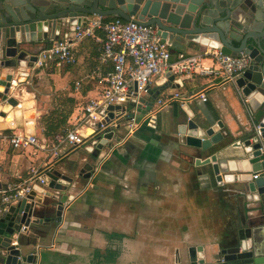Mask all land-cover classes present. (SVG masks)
Wrapping results in <instances>:
<instances>
[{
	"label": "crops",
	"instance_id": "0c3cea01",
	"mask_svg": "<svg viewBox=\"0 0 264 264\" xmlns=\"http://www.w3.org/2000/svg\"><path fill=\"white\" fill-rule=\"evenodd\" d=\"M70 29L62 27L56 35L65 38ZM104 37L105 33L98 30L95 37L77 43V62L61 71L32 68L30 74L27 70L15 74L12 96L20 104L4 108L6 116H0L3 190L11 184L26 186L35 173L58 169L69 175L80 172L87 163L96 165L91 179L80 177L70 189L73 199L66 203L61 223L40 227L39 237L27 233L25 241L35 242L28 250L38 252L36 264H176L177 259L186 261L191 246H204L206 254L215 252L234 231L237 235L256 220L260 204L245 191L246 183L220 186L213 177L206 180L198 175L200 171L207 174L210 168L197 167L195 159L206 158L208 153L180 143L178 116L187 112L189 118L204 125L222 122L232 150L237 149L235 142H242L248 130L255 128L253 114L245 108L235 83L221 82L197 69L176 76L173 85L155 83L151 93L159 96L153 99L146 95V102L155 104L173 93L187 100L163 109L157 128H139L135 139L119 146L114 141L127 135V118H117L116 112L114 121L121 127L113 133L118 138L94 160L96 149L90 142L97 136L100 123L87 119L85 107L100 98L105 88L103 78L112 70L111 64L103 66L100 73L97 69L99 40ZM51 43L50 39L38 43L30 52L39 54ZM184 48L185 58H197L203 67H218L204 55L211 47L192 42ZM200 93L207 96L206 102L197 97ZM126 112L134 111L126 107ZM135 116L142 117L138 113ZM76 129L86 136V142L81 146L63 144L65 154L58 157L52 148L31 145L16 149L8 140L24 133L36 136L42 144L55 145L57 138ZM235 198L245 200L246 205L242 204L236 217H228L230 222L223 223L225 213L230 214L228 210L224 213L230 205L227 201Z\"/></svg>",
	"mask_w": 264,
	"mask_h": 264
},
{
	"label": "water",
	"instance_id": "95a60500",
	"mask_svg": "<svg viewBox=\"0 0 264 264\" xmlns=\"http://www.w3.org/2000/svg\"><path fill=\"white\" fill-rule=\"evenodd\" d=\"M92 16L117 17L157 29L162 43L171 46L172 62L185 57L184 47L192 42L252 59L235 85L259 132L248 130L242 142L233 144L237 149L231 150L229 133L223 132L222 122L200 124L187 112L178 116V131L181 144L208 153L206 158L195 159L197 167L210 168L207 174L200 171V177H213L220 186L246 183L245 191L260 204L256 220L238 231L235 245L225 243L211 254H206L202 245L191 246L186 261L177 259L176 264H264V0H0L1 117L6 116L4 108L20 104L12 96L13 80L15 74L32 71L38 53H31V49L49 39L58 40L56 33L62 27L84 26ZM175 80L176 76L168 72L156 83L173 85ZM149 94L153 99L159 96L151 91ZM141 101L148 105L145 110L139 109L144 115L154 103ZM120 109L110 106V116L102 124H110L116 112L121 116ZM134 116L130 113L126 118ZM102 124L90 142L96 149L94 160L118 138L113 132L121 127L101 130ZM95 166L87 163L80 172L71 171L69 175L53 169L41 176L45 185L36 181L28 193L9 206L0 218V264L37 263L38 252L28 250L35 242L25 241L27 233L39 237L40 227L61 223L65 205L73 199L70 189L76 187L80 177L91 179ZM2 188L0 183V191Z\"/></svg>",
	"mask_w": 264,
	"mask_h": 264
},
{
	"label": "built area",
	"instance_id": "2783aa9c",
	"mask_svg": "<svg viewBox=\"0 0 264 264\" xmlns=\"http://www.w3.org/2000/svg\"><path fill=\"white\" fill-rule=\"evenodd\" d=\"M70 30L71 32L67 37L52 41L50 47L40 51L37 60L33 63V69L61 71L66 66L75 64L77 62L76 44L86 37H95V32L98 30L103 31L105 37L99 40V67L97 69L100 73L103 66L111 64L112 70L103 78L105 88L100 98L91 100L85 107L87 119L98 121L101 124L109 116L108 109L110 106L122 108L123 111L119 112L121 116L117 117L121 119L128 115L126 107H130L134 114H139V109L145 110L148 105L141 100L144 99V96L149 95L157 79L168 72H172L175 76H184L199 69L202 75L213 76L221 82L235 83L252 64V59L245 54L226 55L218 49H211L204 54L216 61L218 67H203L199 59L182 56L172 62L173 51L171 46L162 43L157 29L117 17L111 20H107L105 17H88L84 26H71ZM197 97L203 102L208 100L203 93L198 94ZM185 100L187 99H184L180 93H173L160 98L140 119L136 116L128 119L126 124L129 127L127 135L119 141L113 139L115 146L123 145L128 140L135 139L136 131L139 128H157L160 112L175 101L184 102ZM114 120L106 126L102 124L101 130L116 128L119 123ZM255 131L259 132L258 125L255 126ZM1 137H4L2 133H0ZM8 140L16 149L31 145L43 150L52 148L55 157H58L60 154H65V150H61L63 144L81 146L86 142V136L76 129L57 138L55 145L42 144L36 136L24 133L10 137ZM41 176V174L35 173L26 186L11 184L0 191V218L11 204L29 192L37 180L41 185H45ZM253 177L257 178L258 175Z\"/></svg>",
	"mask_w": 264,
	"mask_h": 264
},
{
	"label": "rangeland",
	"instance_id": "374dc122",
	"mask_svg": "<svg viewBox=\"0 0 264 264\" xmlns=\"http://www.w3.org/2000/svg\"><path fill=\"white\" fill-rule=\"evenodd\" d=\"M227 202H230V205H228V207L224 210V213L226 212V210H228V211H230V214H229V216L226 215V213L224 215V221H223V223H226V224L228 222H230V221L227 220L228 217H231L233 215H235V217H236V215L241 212V208H243L242 207V204H244V207L246 205V201L245 200L241 201L240 199H237V198H235L232 202H231V200H229ZM245 212H246V210H245ZM239 216H240V214H239Z\"/></svg>",
	"mask_w": 264,
	"mask_h": 264
},
{
	"label": "trees",
	"instance_id": "16d2710c",
	"mask_svg": "<svg viewBox=\"0 0 264 264\" xmlns=\"http://www.w3.org/2000/svg\"><path fill=\"white\" fill-rule=\"evenodd\" d=\"M107 20H110V19L108 18ZM236 238H237L236 231H234L233 235H230L227 238L226 244L229 245V247L235 245Z\"/></svg>",
	"mask_w": 264,
	"mask_h": 264
},
{
	"label": "bare ground",
	"instance_id": "6f19581e",
	"mask_svg": "<svg viewBox=\"0 0 264 264\" xmlns=\"http://www.w3.org/2000/svg\"><path fill=\"white\" fill-rule=\"evenodd\" d=\"M91 125L93 124L92 122L90 123ZM89 134L92 133V130L88 132ZM257 239H260V233H257Z\"/></svg>",
	"mask_w": 264,
	"mask_h": 264
}]
</instances>
